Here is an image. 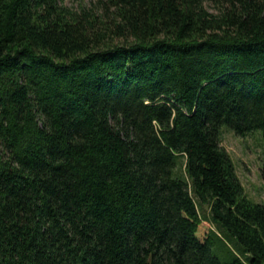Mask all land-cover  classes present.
<instances>
[{
  "label": "trees",
  "instance_id": "16d2710c",
  "mask_svg": "<svg viewBox=\"0 0 264 264\" xmlns=\"http://www.w3.org/2000/svg\"><path fill=\"white\" fill-rule=\"evenodd\" d=\"M222 125L264 137V0H0V264H264Z\"/></svg>",
  "mask_w": 264,
  "mask_h": 264
},
{
  "label": "rangeland",
  "instance_id": "374dc122",
  "mask_svg": "<svg viewBox=\"0 0 264 264\" xmlns=\"http://www.w3.org/2000/svg\"><path fill=\"white\" fill-rule=\"evenodd\" d=\"M91 0H67L70 4H89ZM220 144L230 155L244 195L254 202L264 203V137L260 129L243 137L221 126ZM208 214V207L203 206ZM232 244H234L232 242Z\"/></svg>",
  "mask_w": 264,
  "mask_h": 264
}]
</instances>
